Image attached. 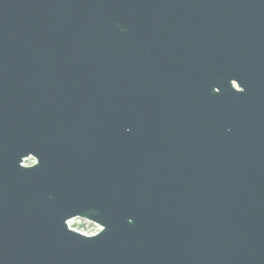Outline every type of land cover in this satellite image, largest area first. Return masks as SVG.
I'll use <instances>...</instances> for the list:
<instances>
[{"label":"water","instance_id":"1","mask_svg":"<svg viewBox=\"0 0 264 264\" xmlns=\"http://www.w3.org/2000/svg\"><path fill=\"white\" fill-rule=\"evenodd\" d=\"M0 264H264V0H0Z\"/></svg>","mask_w":264,"mask_h":264},{"label":"built area","instance_id":"2","mask_svg":"<svg viewBox=\"0 0 264 264\" xmlns=\"http://www.w3.org/2000/svg\"><path fill=\"white\" fill-rule=\"evenodd\" d=\"M68 228L85 235H93L100 230L96 223L80 217H73L66 221Z\"/></svg>","mask_w":264,"mask_h":264}]
</instances>
